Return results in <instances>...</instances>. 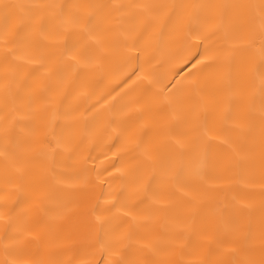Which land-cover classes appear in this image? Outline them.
Instances as JSON below:
<instances>
[{"label":"snow or ice","instance_id":"6c2138e0","mask_svg":"<svg viewBox=\"0 0 264 264\" xmlns=\"http://www.w3.org/2000/svg\"><path fill=\"white\" fill-rule=\"evenodd\" d=\"M0 10V264H65L30 245L66 213L50 216L61 191L95 187L91 258L68 264H264V208L253 213L247 192L264 140V0H0ZM177 43L196 70L182 80L160 73ZM113 134L127 158L76 169L89 140ZM221 167L212 178L227 186H209Z\"/></svg>","mask_w":264,"mask_h":264},{"label":"bare ground","instance_id":"6f19581e","mask_svg":"<svg viewBox=\"0 0 264 264\" xmlns=\"http://www.w3.org/2000/svg\"><path fill=\"white\" fill-rule=\"evenodd\" d=\"M4 3L8 4H29L33 0H3ZM57 3H63L64 0H55ZM126 2V0H125ZM186 3L191 4H235V3H260V0H184ZM14 16L21 14L19 9H10ZM3 16L2 10H0V17ZM189 55L188 50L180 43L172 46L161 56L163 67L160 68V73L166 76L168 79H173L175 73H180L179 76H175L176 80H182L188 76V72H196L195 69H189L185 62V57ZM252 55V54H248ZM198 67H200L198 65ZM212 75L211 69H205L203 72L196 73L195 79L203 82L205 79L210 78ZM120 83L119 78H109L105 81L107 87H113ZM139 95V89L133 93V96ZM131 115V114H130ZM123 141L117 142L115 135L111 137H103L102 139L89 140L81 155L75 161V167L77 170L83 169L84 167L93 168L96 167L100 170L104 167H110L109 160H105L104 156L111 159L112 154L116 153L117 156H125L127 153L121 151ZM115 145V147L113 146ZM256 157L257 165L250 172V178L255 181L251 187L247 189L249 193L248 203L251 204V210L255 214H259L264 208V196L261 195L262 189L260 187L261 178L264 177V168H261L259 164V157L261 152L264 151V140L257 138L256 140ZM91 155L96 158L94 161L89 160L88 157ZM217 155L219 152L217 151ZM87 162V163H86ZM42 168H38V171H42ZM216 175H225L224 168H217L211 171L210 175L204 177L209 186L213 187H224L227 186V182L224 185H219L212 178ZM3 168L0 166V188L4 187L3 184ZM189 179L194 183L199 182V178L192 177L189 175ZM119 182H117L118 185ZM100 195V189L98 187L89 188L87 192L81 191L78 188H66L58 194L57 201L52 205L53 212L50 214L51 217H55L59 206L67 205V211L63 217L59 220L50 219L49 223L53 225L51 232H48L47 225L42 226L41 233L43 239H34L30 245L32 251L38 252L44 259H48L53 254H58V258L68 264L69 261L76 262L79 259H89V244L95 242V231L90 225V212L93 205L96 202V197ZM193 196H198V193L193 192ZM185 209L178 208L174 211H183ZM4 236V226L0 222V239ZM99 245H97V249ZM4 259L2 246H0V262Z\"/></svg>","mask_w":264,"mask_h":264}]
</instances>
